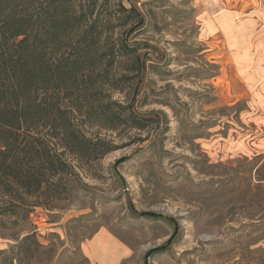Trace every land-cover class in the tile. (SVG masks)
<instances>
[{"label": "rangeland", "instance_id": "374dc122", "mask_svg": "<svg viewBox=\"0 0 264 264\" xmlns=\"http://www.w3.org/2000/svg\"><path fill=\"white\" fill-rule=\"evenodd\" d=\"M73 1L106 50H135L103 97L149 124L74 113L111 150L53 143L65 172L0 189V264H264V0Z\"/></svg>", "mask_w": 264, "mask_h": 264}, {"label": "trees", "instance_id": "16d2710c", "mask_svg": "<svg viewBox=\"0 0 264 264\" xmlns=\"http://www.w3.org/2000/svg\"><path fill=\"white\" fill-rule=\"evenodd\" d=\"M88 14L73 0H0L3 191L31 196L65 172L68 162L54 144L87 159L111 150L78 134L74 113L105 129L149 124L132 108L103 97V87L118 89L109 73L119 56L135 50L125 42L106 50L103 31Z\"/></svg>", "mask_w": 264, "mask_h": 264}]
</instances>
